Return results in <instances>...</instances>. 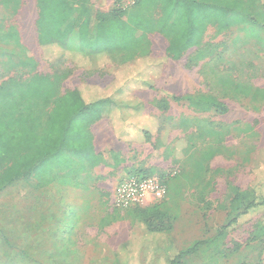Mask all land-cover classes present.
Instances as JSON below:
<instances>
[{
    "label": "rangeland",
    "instance_id": "obj_1",
    "mask_svg": "<svg viewBox=\"0 0 264 264\" xmlns=\"http://www.w3.org/2000/svg\"><path fill=\"white\" fill-rule=\"evenodd\" d=\"M152 1L147 0L146 8L139 9L133 7L134 0H87L93 27L97 18L116 8H128L137 21L138 16L153 15L161 24L147 36L137 31L136 44L124 54L94 57L86 54L88 48L84 55H74L41 46L37 0H0V29L14 27L21 43L19 46L14 39L7 43L0 38V86L9 81L28 82L35 75L55 81L56 75L63 74L58 83L60 97L85 85L111 89L115 94L117 86L143 64H151L152 68H140L151 72L146 77L154 85L152 90H130L125 96L127 103L114 101L125 106L142 102L138 113H130L125 107L114 110L106 106L102 110L101 120L92 127L99 170L92 168L87 158L73 156L74 172L50 166L47 172L30 173L0 191V264H21L17 256L27 264H51L37 233L48 226H39L30 209L36 192H43L51 183L64 189L77 179L97 178L108 186L104 194L111 195V200L114 186L131 174L157 177L164 183L166 197L152 206L168 214L164 224L167 238L180 251L197 246L181 264H264V235L258 232L264 225V212L219 235L236 216L231 209L232 188L252 194L258 187L253 163L264 149V73L260 69L264 59L258 49L264 47V28L232 17L227 3L224 8L212 0H176L175 6H167L160 0L164 9L158 11L149 3ZM235 21L237 37L221 36ZM171 43L179 52L184 49L178 61L169 59L174 56L169 52ZM144 51L153 59H142ZM28 59V66H18ZM187 95L197 98V104L203 95L208 96L214 102L207 103L224 104L228 111L202 112L171 99ZM132 114L151 120H139L132 129L138 134L142 127L151 128V141L118 139L113 120H129ZM14 159H7L3 168L10 167ZM82 164L84 172H80ZM23 203L27 204L24 211ZM114 210L117 217L111 219L129 220L137 228L143 225L136 209ZM82 212L83 203L73 213ZM68 235L70 229L66 238ZM39 251L38 260L35 255Z\"/></svg>",
    "mask_w": 264,
    "mask_h": 264
},
{
    "label": "trees",
    "instance_id": "obj_2",
    "mask_svg": "<svg viewBox=\"0 0 264 264\" xmlns=\"http://www.w3.org/2000/svg\"><path fill=\"white\" fill-rule=\"evenodd\" d=\"M37 1L39 42L41 46L51 48L54 53L61 51L84 55L88 48L89 51L86 54L94 57L124 54L128 49H133V45L136 44L137 31L144 32L147 36L156 32L161 25L160 20L153 18V15L147 18L138 16L140 19L137 21L132 12H127L128 8H116L110 14L97 18L93 27L87 0ZM134 2V8L138 6L139 9L146 8L147 0H134ZM175 2L176 0L164 1L167 6L174 5ZM149 3H153L158 11H161V8L164 9L160 6V0ZM148 19L150 20L147 21ZM152 20H155L157 24L153 25ZM0 38L7 43L10 39H14L15 43L21 46L18 32L14 27L6 31L1 28ZM172 43L169 52L174 56L169 59L178 61L184 49L179 52L180 49L174 48ZM149 56L145 51L140 55L142 59L152 58ZM30 63L28 59L26 62L18 63V66H28ZM146 65L151 66V64H143L139 65V68H145ZM139 68L134 69L133 75L126 73L128 76L125 82L117 86L115 94L111 89L104 90L98 86L85 85L83 89L75 88L60 97L58 83L62 81L63 74L56 75L55 81L35 75L28 82L9 81L1 85L0 191L14 180L26 177L30 173H36L35 171L38 172V170L39 173L47 172L50 166H54V169L66 167L74 172L72 165L76 161L73 156L77 159L87 158L92 168L98 166L100 162L94 149L92 127L101 120L102 110L106 106L114 110L125 107L130 113H138L143 108L142 102L125 106L114 104V101L127 103L125 96L132 89H154L153 83L146 77L149 70ZM192 97L194 96H172L171 99L179 104H189L190 107L202 112L225 114L228 111L224 104L207 103L210 100L214 102L208 96L203 95L198 104L197 98ZM139 120L151 122L135 114H132L129 120L115 118L112 124L119 135L118 139L124 142L151 141L153 130L147 126L142 127L138 134L133 133L132 129H135V123ZM262 151L261 158L253 163L258 187H255L252 194L242 193L239 189L232 188L234 198L231 209L236 216L219 231V235L223 236L239 224L264 212V149ZM12 156H15V159L12 160L10 167L3 168L7 159ZM85 169L82 164L80 172H84ZM251 195L253 199H250ZM133 209L138 211L144 231L137 242L131 240L120 246L117 254L120 264H181L185 257L195 253L197 246L188 251H180L167 238L165 234L167 228L164 224L169 217L166 212H160L156 205ZM259 231L260 235H264V225Z\"/></svg>",
    "mask_w": 264,
    "mask_h": 264
},
{
    "label": "crops",
    "instance_id": "obj_3",
    "mask_svg": "<svg viewBox=\"0 0 264 264\" xmlns=\"http://www.w3.org/2000/svg\"><path fill=\"white\" fill-rule=\"evenodd\" d=\"M212 4L224 8L229 5L232 17L247 19L258 28H264V0H212ZM230 28L221 32V36L231 34L237 37V21L231 22ZM258 49L261 51L260 57L264 59V47ZM260 69L264 73V65ZM99 167L96 166L95 170H99ZM107 190L108 186L97 178H80L72 185H65L64 189L56 188L51 183L49 188L31 197L32 216L39 226H48L39 229L37 233L40 234L39 245L43 241L44 252L49 254L47 258L50 257L51 264H120L117 258L120 246L131 240L137 242L141 238L143 225L139 228L134 226L138 229L134 230L129 220L111 219L113 215L117 217L114 209L118 208L113 206L111 195L104 194ZM82 203L83 212L73 213L77 205ZM22 209H27L26 203H23ZM54 213L58 215L54 216ZM68 229L70 235L66 238ZM53 245L56 247L51 248ZM38 255H41V251L35 255L39 260ZM17 260L27 264L22 257L17 256Z\"/></svg>",
    "mask_w": 264,
    "mask_h": 264
},
{
    "label": "built area",
    "instance_id": "obj_4",
    "mask_svg": "<svg viewBox=\"0 0 264 264\" xmlns=\"http://www.w3.org/2000/svg\"><path fill=\"white\" fill-rule=\"evenodd\" d=\"M166 197V187L161 179L131 174L115 187L112 204L115 208L128 210L148 207Z\"/></svg>",
    "mask_w": 264,
    "mask_h": 264
}]
</instances>
